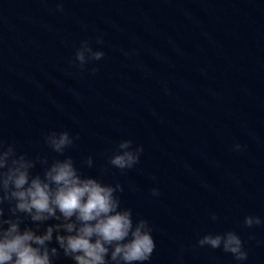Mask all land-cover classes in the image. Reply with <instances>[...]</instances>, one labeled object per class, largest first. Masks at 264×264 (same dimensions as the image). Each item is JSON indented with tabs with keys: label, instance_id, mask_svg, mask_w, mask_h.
<instances>
[{
	"label": "water",
	"instance_id": "95a60500",
	"mask_svg": "<svg viewBox=\"0 0 264 264\" xmlns=\"http://www.w3.org/2000/svg\"><path fill=\"white\" fill-rule=\"evenodd\" d=\"M82 40L104 52L83 69ZM51 130L77 136L67 154L94 161L82 173L119 181L151 223L145 264H264V223H243L264 220V0H0V136L51 161ZM121 139L139 163L101 177ZM227 230L246 261L196 245Z\"/></svg>",
	"mask_w": 264,
	"mask_h": 264
},
{
	"label": "clouds",
	"instance_id": "9594fccd",
	"mask_svg": "<svg viewBox=\"0 0 264 264\" xmlns=\"http://www.w3.org/2000/svg\"><path fill=\"white\" fill-rule=\"evenodd\" d=\"M57 10L63 11L62 3H57ZM97 43H103L101 37ZM103 56L87 40L75 51L81 69ZM76 139L66 130L44 133V143L57 154L49 161L39 153L18 151L14 142L0 136V264H54L61 257L73 264H145L151 260L156 248L153 226L143 217L134 220L132 209L122 206L119 193L124 188L119 181L108 183L82 173L81 167L92 168L94 161L88 155L78 167L67 154ZM233 147L242 148L239 143ZM142 152V145L133 146L131 139L119 140L107 155V164L101 166L100 176L111 168L121 173L132 169ZM37 165L40 171H34ZM151 193L158 196L159 190L152 188ZM211 219H217L214 213ZM243 223L251 228L264 220L248 214ZM196 245L221 249L237 262L248 259L244 242L233 230L205 233Z\"/></svg>",
	"mask_w": 264,
	"mask_h": 264
}]
</instances>
